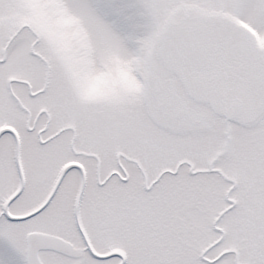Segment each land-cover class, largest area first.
Returning <instances> with one entry per match:
<instances>
[{
    "label": "snow or ice",
    "instance_id": "snow-or-ice-1",
    "mask_svg": "<svg viewBox=\"0 0 264 264\" xmlns=\"http://www.w3.org/2000/svg\"><path fill=\"white\" fill-rule=\"evenodd\" d=\"M0 264H264V0H0Z\"/></svg>",
    "mask_w": 264,
    "mask_h": 264
}]
</instances>
